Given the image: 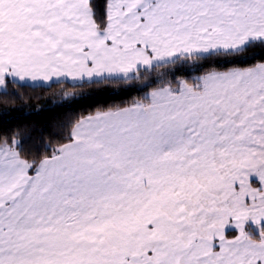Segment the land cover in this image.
<instances>
[{
	"label": "snow or ice",
	"instance_id": "obj_1",
	"mask_svg": "<svg viewBox=\"0 0 264 264\" xmlns=\"http://www.w3.org/2000/svg\"><path fill=\"white\" fill-rule=\"evenodd\" d=\"M54 85L137 95L0 129V264H264V0H0V98Z\"/></svg>",
	"mask_w": 264,
	"mask_h": 264
},
{
	"label": "trees",
	"instance_id": "obj_2",
	"mask_svg": "<svg viewBox=\"0 0 264 264\" xmlns=\"http://www.w3.org/2000/svg\"><path fill=\"white\" fill-rule=\"evenodd\" d=\"M60 86L52 88H31L22 90V96L14 101L0 98V129H32L37 130L50 125L57 115L92 111L100 107H109L130 100L137 93L125 92L123 88H104L93 85L83 89H75L83 95L78 99L62 100L54 95ZM70 91L72 89H69Z\"/></svg>",
	"mask_w": 264,
	"mask_h": 264
}]
</instances>
